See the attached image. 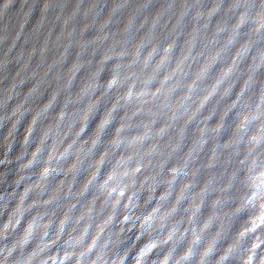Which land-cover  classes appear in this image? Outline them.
<instances>
[{
	"label": "clouds",
	"instance_id": "9594fccd",
	"mask_svg": "<svg viewBox=\"0 0 264 264\" xmlns=\"http://www.w3.org/2000/svg\"><path fill=\"white\" fill-rule=\"evenodd\" d=\"M36 4L39 15L30 33L31 47H24L29 36L17 47L27 20L15 35H0V128L8 125L0 140L5 157L0 164L11 162L8 153L19 125L30 116L19 141L15 176L45 133L40 156L47 154L55 137L63 157L53 159L50 175L54 182L64 176L66 186L81 145L86 151L80 156L89 161L111 152L116 129L124 122L121 115L135 99L128 97L129 91L149 86L150 74L169 44L176 45L175 58L195 34L191 61L198 64L216 54L224 64L235 58L237 70L225 109L210 121L219 123L217 134H209L202 145L205 161L210 152L213 164L185 165L187 171L173 175L171 169L179 165L163 163L168 157L160 150L153 153V163L139 161L147 172H141L143 181L128 173L121 176L118 169L105 184V173L122 154L116 151L105 159L99 176L92 175L88 164L81 166L72 187L37 215L27 201L23 209L13 207L16 189L33 182L28 174L40 166L33 165L20 184L13 181L12 190L0 198V211L8 217L0 222V264H264V227L258 233L249 229V222L255 223L252 218L264 216V0H33V7ZM9 6L5 0L0 10ZM10 65L15 71L9 79ZM89 105L94 109L80 134L79 117ZM109 111L111 124L90 148ZM181 182L189 204L203 194L209 212L205 219L211 218V225L194 219L187 208L182 215L173 209L161 220L139 203L143 191L154 193L157 187L170 190L171 199ZM87 195L99 202L98 212H81ZM24 216L29 219L21 225ZM256 240L260 243L254 244Z\"/></svg>",
	"mask_w": 264,
	"mask_h": 264
},
{
	"label": "water",
	"instance_id": "95a60500",
	"mask_svg": "<svg viewBox=\"0 0 264 264\" xmlns=\"http://www.w3.org/2000/svg\"><path fill=\"white\" fill-rule=\"evenodd\" d=\"M4 2L5 0H0V5ZM8 2H10L8 9L6 11L0 10V35L5 33L10 37L15 35L21 23L27 20L17 47L19 48L24 43L25 36H29V41L24 44V47H31L30 33L38 19L39 4L33 7V0H8ZM30 8H32V11L29 15ZM209 19H211V16H209ZM193 31L195 32V24L193 25ZM6 44L7 41L5 46ZM196 44V36L193 34L188 39L184 50L178 53L175 58L173 57L175 43L167 46L150 74L149 86L136 91H129L128 97L130 99L135 97V99L131 100L132 106L121 115L124 122L120 123L116 129L115 136L111 141L113 145L111 152L104 151L99 157L89 161L80 156L81 151H86L81 145L76 153L79 162L71 167V175L68 177L67 186L64 182V176L54 182L50 175L53 159L63 157L62 152L60 154L57 152L60 145L55 137H53V143L48 146L47 154L42 158L40 156L43 142L47 140L48 133H45L41 145L37 149H33V155L21 166L19 175L15 176L17 168L15 157L20 149L19 141L30 118V116H26L16 133V143L13 145L12 151L8 153L11 162L0 164V198L3 197V192L12 190L13 181L17 185L20 184L21 178L25 176L26 169L31 168L33 165H40L35 172L28 174L33 177V182L16 189L19 195L16 197V204L13 205V207L19 206L23 209L24 202L27 201L29 209H36L32 215H37V212H44L53 207L54 202L72 187L75 180L80 176L81 166L88 164L93 169L92 175L99 176L105 169V159H111V153L116 151H120L122 154L116 158L114 168L105 173L103 182L105 184L117 174L116 170L118 169H122L121 176L128 173L133 180L139 178L137 182L143 181L145 177L141 176V172H145V169L141 167L139 161L153 163V153L160 150L165 151L168 157L163 163L179 165L171 169L173 175L182 170L187 171L185 165L191 167L192 164L203 162L213 164L215 160L210 152L207 154L208 158L205 161L202 145L206 144L209 134L213 136L217 134L220 127L219 123L213 125L210 121L216 119L225 109L226 98L231 95L234 88L232 77L237 70V64L235 58L232 63L224 64L222 58L216 54L209 55L197 64L190 60ZM241 51L244 50L241 49ZM218 64H220V67H217ZM7 71L10 79V74L15 71V66L10 65ZM186 73H190V76H186ZM0 75L3 74L0 73ZM156 81H159L156 87H151L150 84ZM7 84L8 80H4L3 85L6 86ZM15 103L16 101H13L8 106V110ZM113 108H115V105H113ZM93 109L94 105H89L80 115V128L78 129L80 134L87 128L88 119ZM173 114H176L175 118ZM63 115V112L59 113L58 118H62ZM112 120L113 115L109 111L97 126L95 135L91 138L90 148H94L99 143V139L103 135V129L111 124ZM7 131V124L0 128V140L3 139ZM196 136H199L198 140L190 139ZM186 142L189 144L188 147H185ZM122 143L125 145L123 149L119 147ZM69 147L66 145L65 150H68ZM4 158V151L0 148V159ZM133 161H137L134 167L132 166ZM181 161L183 162L181 163ZM145 176H147V172H145ZM148 183L151 184V180ZM183 183L181 182L176 186V192L171 199H169L170 190L162 191L161 188L157 187L154 193L143 191L139 203L145 205L149 212L157 213L161 220L166 219L173 209H180L178 215H182V210L187 208L190 213L194 214V219H203L204 223L211 225V218L205 219L209 217V212L203 194L201 193L196 198L197 203L189 204L183 199ZM37 196L39 198H36ZM11 197L12 194L10 193L8 199H11ZM29 197L33 198L30 199ZM83 205L81 212L93 214L100 210L99 202L94 200L92 195H87ZM78 207L80 206L78 205ZM79 214L81 213L78 212L77 215ZM7 219V215L0 211V222L6 223ZM28 219V216H24L21 219V225H24ZM244 219L248 218L244 217ZM252 219L255 220V223L249 222V229L258 233L259 229L264 227V216L259 219ZM133 233H129V235L133 236ZM259 243L258 240L254 241V244Z\"/></svg>",
	"mask_w": 264,
	"mask_h": 264
}]
</instances>
